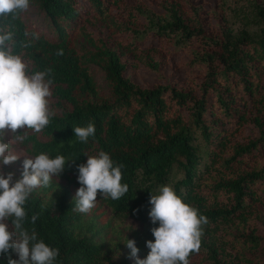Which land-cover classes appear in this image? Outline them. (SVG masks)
<instances>
[{
	"label": "trees",
	"instance_id": "trees-1",
	"mask_svg": "<svg viewBox=\"0 0 264 264\" xmlns=\"http://www.w3.org/2000/svg\"><path fill=\"white\" fill-rule=\"evenodd\" d=\"M216 1L218 27L208 0H30L44 31L27 12L0 21L30 74L51 69L50 124L6 142L67 161L25 204L24 228L59 249L54 264H135L127 240L145 259L159 226L149 201L162 186L207 217L190 264H264V0ZM129 57L159 80L132 81ZM89 123L96 132L83 143L73 129ZM100 151L122 165L129 190L98 194L80 213L78 166ZM9 257L19 258L10 251L0 264Z\"/></svg>",
	"mask_w": 264,
	"mask_h": 264
},
{
	"label": "clouds",
	"instance_id": "clouds-1",
	"mask_svg": "<svg viewBox=\"0 0 264 264\" xmlns=\"http://www.w3.org/2000/svg\"><path fill=\"white\" fill-rule=\"evenodd\" d=\"M29 8L30 0H0V21L18 18ZM14 44V34L0 24V164L3 166L21 157L10 150L6 142L8 133L13 134L15 141L23 142L27 130L40 133L55 115L50 108L53 80L46 79L51 69L30 74L22 56L13 54ZM57 55H63V51H58ZM18 130H24L25 134H17ZM73 130L83 143L96 132L94 123ZM87 157V162L78 166L81 187L75 197L76 210L85 214L96 206L98 194L119 200L129 190L127 184L121 183L122 165L114 166L108 153L100 151L97 156ZM66 162L63 156L50 158L43 153L25 158L19 179H14V172L4 173L0 168V255L13 251L19 257L18 260L9 257L8 264H54L59 257L58 248L38 240L34 229L29 233L24 228L28 216L25 204L35 189L48 187L53 177H60ZM159 191L160 194L151 195L149 201L151 222L159 226L151 229L154 242H146L150 250L147 257L139 258L134 240H127L126 247L131 250L135 264H190V255L201 249L207 217L184 203L171 186H162ZM37 219L38 216L32 215L31 222L35 224ZM9 220L15 231L10 230Z\"/></svg>",
	"mask_w": 264,
	"mask_h": 264
},
{
	"label": "rangeland",
	"instance_id": "rangeland-1",
	"mask_svg": "<svg viewBox=\"0 0 264 264\" xmlns=\"http://www.w3.org/2000/svg\"><path fill=\"white\" fill-rule=\"evenodd\" d=\"M198 1L205 2L207 0H198ZM208 1L210 2V7L209 8L212 11V13H211L212 19L215 21L214 23L218 27L219 20L216 19V16L218 15L220 10L218 8H216L217 1L216 0H208ZM227 2L232 4L231 0H228ZM224 14L227 15V17L229 19H232L231 14H230V12L227 9L224 10ZM26 19H27L29 24H32L37 29H40V30L44 31V25L42 24V17L37 14V11L34 8H30L27 11ZM126 62L128 64L127 75L131 78L132 81H134L135 83H138V84H140L142 86H147V85L159 80V78L162 75L161 73H158V75H157L156 72H153L152 70H149L148 67L145 64H143V63H141V64L135 63L132 60V58H130V57L128 59H126ZM94 71H95V74H96L97 81L99 83H102V75H100V73H99V71L97 69H94ZM11 136H12L11 133H8L6 139L8 140V142L14 143L10 139ZM10 150L14 154H16L18 156H21L20 159L18 161L14 162L11 165L3 166L1 164L0 167L2 166L4 168H8L10 172H14L15 173L14 179H19L21 177V173H22V170H23L22 169L23 160L25 158H34V157H32L31 155L27 154L24 150H20V149H16V148H10ZM55 181L57 183L62 184V182L60 180L55 179ZM105 218L106 217H102V220H104ZM124 232H126V231H124Z\"/></svg>",
	"mask_w": 264,
	"mask_h": 264
}]
</instances>
